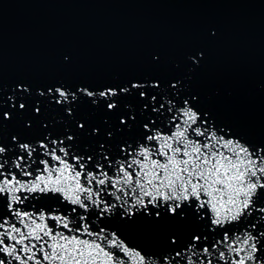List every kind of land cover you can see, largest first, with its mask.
Returning a JSON list of instances; mask_svg holds the SVG:
<instances>
[{
	"label": "snow or ice",
	"instance_id": "1",
	"mask_svg": "<svg viewBox=\"0 0 264 264\" xmlns=\"http://www.w3.org/2000/svg\"><path fill=\"white\" fill-rule=\"evenodd\" d=\"M203 59L101 84L0 79V264H264V138L205 106Z\"/></svg>",
	"mask_w": 264,
	"mask_h": 264
},
{
	"label": "water",
	"instance_id": "2",
	"mask_svg": "<svg viewBox=\"0 0 264 264\" xmlns=\"http://www.w3.org/2000/svg\"><path fill=\"white\" fill-rule=\"evenodd\" d=\"M195 50L204 59L192 86L205 106L264 138V0H0L5 92L21 81L171 77ZM135 238L160 239L145 225Z\"/></svg>",
	"mask_w": 264,
	"mask_h": 264
}]
</instances>
